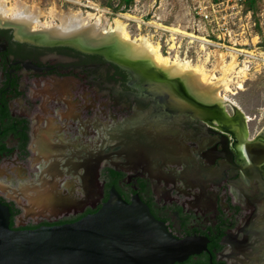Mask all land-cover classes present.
<instances>
[{
  "label": "flooded vegetation",
  "instance_id": "af4514ba",
  "mask_svg": "<svg viewBox=\"0 0 264 264\" xmlns=\"http://www.w3.org/2000/svg\"><path fill=\"white\" fill-rule=\"evenodd\" d=\"M46 31L0 24V201L11 227L75 223L116 188L175 237L209 240L175 264H264L261 121L252 131L245 114L203 105L148 62ZM124 148L135 156L117 160Z\"/></svg>",
  "mask_w": 264,
  "mask_h": 264
},
{
  "label": "water",
  "instance_id": "95a60500",
  "mask_svg": "<svg viewBox=\"0 0 264 264\" xmlns=\"http://www.w3.org/2000/svg\"><path fill=\"white\" fill-rule=\"evenodd\" d=\"M120 136L116 140L128 133ZM112 149L107 145L103 151L107 159ZM135 154L125 148L114 153L117 160ZM208 242L203 237H175L139 195L128 203L116 188L95 214L37 229H13L11 211L0 201V264H175L207 250Z\"/></svg>",
  "mask_w": 264,
  "mask_h": 264
},
{
  "label": "bare ground",
  "instance_id": "6f19581e",
  "mask_svg": "<svg viewBox=\"0 0 264 264\" xmlns=\"http://www.w3.org/2000/svg\"><path fill=\"white\" fill-rule=\"evenodd\" d=\"M9 3V0H0V24L8 23L17 27H22L25 30H30L41 25L52 37L83 39L87 47H105L110 50L109 53L111 56L114 55L118 59L138 63L148 62L157 75H160L161 72L162 78L176 80L179 87L187 92L190 90L197 96L199 102L209 107L220 106L225 108L229 105L236 112H240L235 104L228 101L226 97H223L220 89H225L227 92L234 95L235 93H233L230 85L233 82L231 80L232 75L239 74L240 78L246 79L247 69L249 71L251 69L250 65L259 63L261 60L264 62V52H260L259 54L256 53L255 55L252 54L253 51L251 55L249 57L247 56L248 58L245 59L246 63L238 65L239 52L232 51L228 52L231 60L230 63L227 64V54L224 51H218L215 53L214 65H209L211 55L204 60V62H207V66L212 69L217 65L215 70L210 72L205 66L192 64V62L187 60L184 56L183 58L178 55L183 59L177 56L176 58L173 57L175 59L165 56L162 53L161 45L153 42L151 37L141 36L140 38H132L127 29L128 25L124 20L135 21L142 27L145 25V22L141 19L129 15H121L119 18L115 19V27L111 33H99L96 27L101 24L100 18L96 19L95 24H92L91 21L94 19L92 15L84 18L81 13H73L71 11L61 13L53 8L50 12V16L53 20L58 19L61 25L57 27H53V25L46 27L41 24L39 9H30L24 2L19 0H15L11 6H9ZM93 8L98 12L105 13V11L100 10L98 7ZM158 27L171 33V36L174 37L172 40L174 41L176 36L188 37L189 35L180 27L164 28L162 25H158ZM196 40L201 41L202 46L206 43L199 38H196ZM175 47L178 48L176 43ZM201 61L202 60L197 62ZM246 64L247 69L239 70V72L237 71L240 65L246 66ZM217 72H220L222 76L219 77ZM160 78L161 76L158 77V79ZM241 83H243V81ZM243 88V84L238 83V89L242 90ZM246 120H249V118L247 117Z\"/></svg>",
  "mask_w": 264,
  "mask_h": 264
},
{
  "label": "rangeland",
  "instance_id": "374dc122",
  "mask_svg": "<svg viewBox=\"0 0 264 264\" xmlns=\"http://www.w3.org/2000/svg\"><path fill=\"white\" fill-rule=\"evenodd\" d=\"M9 1V6H11V4L15 2V0ZM19 1L24 2L28 7H30V9H39L41 24L46 27L52 25L53 27H57L61 25V22L58 19L53 20L50 16V12L53 8L61 13H67L70 11L73 13H81L84 18L92 15L94 16V19L91 21L92 24H95L96 19L100 18L101 24L100 26L96 27V30L99 33H111L115 27V19L119 18V16L121 15H129L134 18L141 19L145 22V25L141 27L135 21L124 20L128 25L127 29L132 38L148 36L152 38L153 42L159 43L160 45L163 44V42H161V38L166 35L165 32H169L165 29L159 28L158 25H162L164 28H178V25L180 23H183V9L181 7L182 0H133L132 2L131 0H127L128 3H125L122 0ZM161 4L163 6L160 8ZM249 4L250 5L248 6L251 7V11L256 15L264 10V0H254L252 4ZM93 7H98L100 10L105 11V13L98 12L97 10H94ZM254 20L257 23V27H255L253 35H258L259 41L255 40V44L253 46L252 40L255 38L250 37L251 45L246 49H256V51L252 53L256 55V53L259 54L260 52H264V18H258L255 16ZM260 21L262 22V24ZM38 26L42 27L41 25ZM253 35L251 34V36ZM177 57L181 58L180 56ZM245 59L241 61L238 58V65L246 63ZM201 60V62L192 64L205 66L210 72L215 70V68L217 67L216 65L212 69L211 67L207 66V62H204L205 59ZM261 61H259V63L252 64L253 66L250 65V71L247 69V64L246 66L240 65L237 71L239 72V70L241 71L243 69H247L248 72L246 79L240 78L239 74L232 75L231 80L233 82L230 85L233 93H235L234 95L227 92L225 89H220L223 97H226L228 101H231L233 104H235L240 112L245 114V116L249 118V125L252 131L257 129V127L259 126L258 121H261L260 126H264V62ZM229 63L230 61H227V64ZM217 75L219 77L222 76L220 72H217ZM242 81L243 83H241ZM238 83L243 84L244 88L242 90L238 89ZM231 108L232 107L230 106V112L233 114V108Z\"/></svg>",
  "mask_w": 264,
  "mask_h": 264
},
{
  "label": "built area",
  "instance_id": "2783aa9c",
  "mask_svg": "<svg viewBox=\"0 0 264 264\" xmlns=\"http://www.w3.org/2000/svg\"><path fill=\"white\" fill-rule=\"evenodd\" d=\"M249 3L250 0H182L183 23L178 27L189 35L176 36L174 41L171 33L165 32L166 35L161 38L162 52L172 58L184 56L192 63L206 60L211 55L210 66L214 65L215 53L218 51L227 54V61L231 60L228 52L232 51L239 52L241 61L247 59L256 51L246 49L251 45L250 37L255 38L252 40L253 46L255 40L259 41V36L253 35L257 27L255 16L264 18V10L256 15L248 6ZM196 38L206 43L202 46Z\"/></svg>",
  "mask_w": 264,
  "mask_h": 264
},
{
  "label": "trees",
  "instance_id": "16d2710c",
  "mask_svg": "<svg viewBox=\"0 0 264 264\" xmlns=\"http://www.w3.org/2000/svg\"><path fill=\"white\" fill-rule=\"evenodd\" d=\"M123 2H125V3H128L127 2V0H122ZM133 0H131V2H132ZM254 2V0H250V3L252 4Z\"/></svg>",
  "mask_w": 264,
  "mask_h": 264
}]
</instances>
